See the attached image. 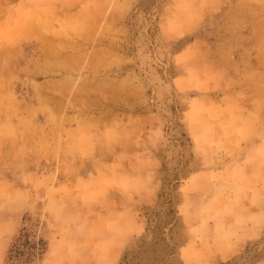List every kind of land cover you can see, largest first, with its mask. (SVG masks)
<instances>
[{
    "label": "rangeland",
    "instance_id": "374dc122",
    "mask_svg": "<svg viewBox=\"0 0 264 264\" xmlns=\"http://www.w3.org/2000/svg\"><path fill=\"white\" fill-rule=\"evenodd\" d=\"M0 180V264H264V0H0Z\"/></svg>",
    "mask_w": 264,
    "mask_h": 264
},
{
    "label": "crops",
    "instance_id": "0c3cea01",
    "mask_svg": "<svg viewBox=\"0 0 264 264\" xmlns=\"http://www.w3.org/2000/svg\"><path fill=\"white\" fill-rule=\"evenodd\" d=\"M225 118H227V117H224L223 119L225 120ZM228 122H229V120H225L223 122V124H226ZM247 126H248V124H243L242 130L238 131V132H240L239 135H237V137H239L238 143L239 142L241 143V148H247L248 144L250 143V139H248V138L246 139V137H244V135L247 136L246 135L247 130H245V127H247ZM200 133H201V135H203V131H195L194 135L197 136ZM206 136L210 137L212 142L214 141L212 139V137L215 138V142H217L218 144L220 143V141H225V139H227L229 137V135H227L226 126H224V125L221 126L220 128H218L217 130H215V133H207ZM261 144H262L261 142L260 143L257 142L255 147H251V148L248 147L247 149L254 151V150L260 148L262 146ZM211 148L212 149L215 148V150H217L216 146H214V145H212ZM223 157H224L223 153L220 154V152H217L216 166L209 168L208 171H212V169H213V172L218 171L220 169L218 167V165L220 164L219 163L220 158H223ZM130 164H132V163L129 162L128 165H130ZM239 173H240L239 175L242 177V179H240L239 186L237 189H239V188L245 189V186H247L249 183H251V181L253 182V180H251V176L249 175V172L242 170ZM0 182H1V180H0ZM255 183H253V186L251 189V191L254 193V196L249 194L250 198H245V199H242V201H241V205H243V206L247 205L246 211H248L249 218H250L249 219L250 220L249 226H252V227L257 226V222L255 219L258 215L260 216L262 214V212H264V211H262L264 209L261 207L263 200L258 199L259 193H257L261 189V186L255 184ZM141 185L139 186L137 191L131 192V197H130V195H128V201L127 202L124 199L125 197H123L124 196L123 190L122 191H118V190L116 191L114 187H109L107 189L106 193L104 195H102L103 197H99V200L97 199L98 200L97 203H103L105 205L104 208H106V210H109L108 214H110L112 217L118 216L119 213L122 212L126 208V206L128 205V202H130V200L135 199V200H138L139 202L145 203V198L153 195V191L150 192V190H149L148 192H144L141 188ZM243 185H245V186H243ZM216 186L217 185H215L214 187H216ZM2 187H3V182L0 183V193L3 191V188H5V187H3V188ZM9 188H11V187H9ZM11 190H13V193L17 192V191H15L16 189L11 188ZM215 190H216V188H215ZM216 194L224 196V193H221L219 190L217 191ZM17 200L18 199L15 198V196L13 195L12 198L10 199L9 203H8L9 206L7 208L4 207L5 209L3 210V212H1L2 216L5 219L9 218V221L4 223L5 225L3 227V230H5V231L11 232V230H14L17 227L18 218H16L17 214H16L15 209L18 208L19 206H21V203H18ZM89 263H92V262H89Z\"/></svg>",
    "mask_w": 264,
    "mask_h": 264
}]
</instances>
